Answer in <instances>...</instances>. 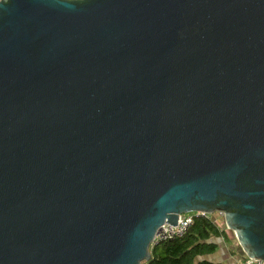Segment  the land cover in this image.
<instances>
[{
  "label": "water",
  "instance_id": "1",
  "mask_svg": "<svg viewBox=\"0 0 264 264\" xmlns=\"http://www.w3.org/2000/svg\"><path fill=\"white\" fill-rule=\"evenodd\" d=\"M214 212L264 262V0H0V264H142Z\"/></svg>",
  "mask_w": 264,
  "mask_h": 264
},
{
  "label": "trees",
  "instance_id": "2",
  "mask_svg": "<svg viewBox=\"0 0 264 264\" xmlns=\"http://www.w3.org/2000/svg\"><path fill=\"white\" fill-rule=\"evenodd\" d=\"M218 240L228 243L227 230L197 216L183 236L150 247L151 258L142 264H236L210 259L218 251Z\"/></svg>",
  "mask_w": 264,
  "mask_h": 264
},
{
  "label": "built area",
  "instance_id": "3",
  "mask_svg": "<svg viewBox=\"0 0 264 264\" xmlns=\"http://www.w3.org/2000/svg\"><path fill=\"white\" fill-rule=\"evenodd\" d=\"M215 213H217L221 218H223L222 212H215ZM197 216L203 217V218L205 217L209 218L211 221L214 222V218H212V215H207L205 213L180 215L178 217L176 226L164 224L158 229V231L156 232L154 236L152 244L156 242L162 243L163 241H170L174 238L183 236L191 227L193 223V219ZM237 264H264V262L260 260L247 259L244 257V259L240 263H237Z\"/></svg>",
  "mask_w": 264,
  "mask_h": 264
},
{
  "label": "rangeland",
  "instance_id": "4",
  "mask_svg": "<svg viewBox=\"0 0 264 264\" xmlns=\"http://www.w3.org/2000/svg\"><path fill=\"white\" fill-rule=\"evenodd\" d=\"M212 215V218H214V222L221 228H224L225 230H227L225 228V225H224V221H223V218H221L217 213H213L211 214ZM228 232V236H229V240H228V243H224L222 242L221 240H218V244L220 245V247L218 248V251L212 255L210 257V259H212L213 261H224L228 254H230L231 252H234V250H238L239 251V247H238V244L234 238V235L231 231L227 230ZM225 244V245H224Z\"/></svg>",
  "mask_w": 264,
  "mask_h": 264
},
{
  "label": "crops",
  "instance_id": "5",
  "mask_svg": "<svg viewBox=\"0 0 264 264\" xmlns=\"http://www.w3.org/2000/svg\"><path fill=\"white\" fill-rule=\"evenodd\" d=\"M226 243V242H225ZM225 245V244H224ZM220 247V245L218 244V248ZM244 259V257H242L238 250H234V254L230 253L228 254L227 258L224 261H218L217 262H227V263H240L242 260Z\"/></svg>",
  "mask_w": 264,
  "mask_h": 264
}]
</instances>
